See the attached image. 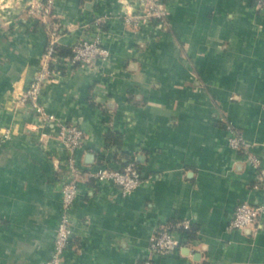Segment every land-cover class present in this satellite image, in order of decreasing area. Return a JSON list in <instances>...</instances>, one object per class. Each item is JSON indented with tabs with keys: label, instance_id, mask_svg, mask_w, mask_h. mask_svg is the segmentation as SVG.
I'll use <instances>...</instances> for the list:
<instances>
[{
	"label": "crops",
	"instance_id": "obj_1",
	"mask_svg": "<svg viewBox=\"0 0 264 264\" xmlns=\"http://www.w3.org/2000/svg\"><path fill=\"white\" fill-rule=\"evenodd\" d=\"M30 1L0 0V264H45L65 212L58 124L21 100L51 36L71 52L40 101L84 129L81 172L135 158L153 176L124 194L83 175L62 264L141 262L156 227L184 217L194 238L154 264H264V215L256 233L228 228L240 202H264L260 168L230 145L228 129H240L264 167V7L165 0L169 23L137 27L126 19L136 0H59L46 18L29 13ZM86 34L111 55L80 67L69 58Z\"/></svg>",
	"mask_w": 264,
	"mask_h": 264
},
{
	"label": "built area",
	"instance_id": "obj_2",
	"mask_svg": "<svg viewBox=\"0 0 264 264\" xmlns=\"http://www.w3.org/2000/svg\"><path fill=\"white\" fill-rule=\"evenodd\" d=\"M58 1H30L28 5L29 13L39 18H46L53 13ZM255 1L258 6L264 7V0ZM126 19L135 26L140 27L149 21L169 23L170 18L165 0H136L135 10L126 13ZM110 55L111 51L103 43L100 35L86 34L72 45V54L69 59L80 67H84L93 65L98 59H108ZM64 59L63 55L59 53L54 36H51L43 54L42 68L21 97L23 102L32 104L42 123L55 121L58 124V135L68 151L67 163L70 175L63 188L65 212L58 223L54 251L45 264H62L65 250L72 241L73 227L69 211L81 193L80 180L83 175L86 174L89 178L97 181L112 180L121 187L124 194L134 191L144 182H150L153 177L151 174H144L135 161H128L123 167L101 165L98 169H88L84 173L81 172L77 162L76 149L85 140L84 129L77 123L59 119L57 115L48 111L40 101L44 83L56 79L57 69L63 66ZM228 129L231 132L229 136L230 145L246 153L247 159L260 168L256 186L264 187V167L260 157L253 152L250 142L238 127L229 125ZM263 215L264 202L257 204L248 201L240 202L229 216L228 228H250L256 233L262 224ZM192 224L190 218L184 217L177 221L176 226L187 229ZM187 242L181 230L175 227L174 224H159L151 236L150 255L135 264H154L155 255L176 253Z\"/></svg>",
	"mask_w": 264,
	"mask_h": 264
},
{
	"label": "trees",
	"instance_id": "obj_3",
	"mask_svg": "<svg viewBox=\"0 0 264 264\" xmlns=\"http://www.w3.org/2000/svg\"><path fill=\"white\" fill-rule=\"evenodd\" d=\"M57 47H58V49H59V53L61 54V55H66V54H69L70 52H67L66 50L64 51L61 47H59L58 45H57ZM72 54V53H71ZM108 139V141H111V138H107ZM128 161H135L137 164H138V166L140 167V165H139V163L136 161V159L135 158H129L128 159ZM127 161V162H128ZM127 162H125L124 163V165L127 163ZM123 165V166H124ZM122 167V166H121ZM141 168V167H140ZM172 224H174V226L175 227H178L180 230H181V232L183 233V237H184V239H186L187 241H189V240H191L192 238H194V236H195V231H196V229H195V227H194V225L192 224L191 225V227L190 228H187V229H185V228H183V227H180V226H176L177 225V221H175L174 223H172Z\"/></svg>",
	"mask_w": 264,
	"mask_h": 264
}]
</instances>
